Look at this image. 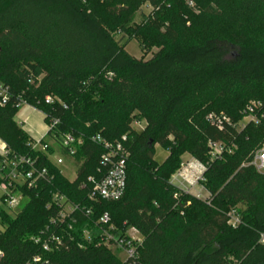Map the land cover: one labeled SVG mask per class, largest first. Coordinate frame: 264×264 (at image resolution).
<instances>
[{"label":"trees","instance_id":"obj_1","mask_svg":"<svg viewBox=\"0 0 264 264\" xmlns=\"http://www.w3.org/2000/svg\"><path fill=\"white\" fill-rule=\"evenodd\" d=\"M234 1L241 14L261 11L264 17V0ZM144 2L153 12L143 21L169 39L148 61L131 57L122 42L126 37L142 47L138 28L121 17ZM161 13L159 0H0V89L7 94L0 139L15 155L37 159L52 177L24 190L27 202L14 215L0 216V264H27L35 256L41 258L37 264H121L82 236L104 212L117 228L139 231V264H264V174L245 165L264 140V119L240 131L218 130L207 120L222 113L237 123L249 100L264 102L261 96L239 100L247 88L264 85V46L218 36L184 45ZM48 95L59 100L47 105ZM23 104L43 113L45 124L58 120L48 140L77 167L72 181L46 154L31 149L30 136L14 121ZM141 120L145 126L138 132L131 123ZM68 134L81 139L72 158L60 147ZM95 136L110 143L125 137L126 185L114 202H91L90 185L80 188L88 177L100 178L103 149L92 142ZM209 142H222L230 152L211 160ZM155 144L168 153L161 166ZM183 153L205 165L200 184L206 201L170 183ZM54 193L91 212L76 215L71 230L64 226L62 247L43 251L31 238L49 227L56 210L46 207ZM232 210L241 219L234 229L227 225Z\"/></svg>","mask_w":264,"mask_h":264},{"label":"built area","instance_id":"obj_2","mask_svg":"<svg viewBox=\"0 0 264 264\" xmlns=\"http://www.w3.org/2000/svg\"><path fill=\"white\" fill-rule=\"evenodd\" d=\"M7 94L5 90L0 89V105L6 103ZM45 103L52 105L55 103L53 98L46 97ZM264 119V102L259 100H249L241 112L240 121L232 123L222 113L209 114L207 120L218 130H223L224 126L231 127L237 131L243 130L248 124L258 125ZM26 123V119L22 121L21 126ZM58 124L57 119L51 120L49 124L44 123L45 132L38 138H31V149L40 151L47 155L52 164L59 166L63 163V156L57 157V150L53 141L47 142L48 132ZM29 135V132H27ZM125 141V137H122ZM110 143L100 136L92 138V142L101 146L103 153L98 161L97 173L99 179L88 177L85 183L80 185L81 189H85L90 185L87 198L91 202H114L119 200L125 190L126 185V160L128 151L125 149L123 142ZM52 143V144H51ZM54 145V146H53ZM81 145V139H75L72 135H64L61 137L60 147L68 157L72 158L76 153L77 146ZM210 159H218L224 152H230V148L222 142H209ZM49 148L55 151L48 153ZM52 156H56L51 160ZM67 160V159H66ZM192 163L181 164L179 170L173 175L170 183L175 186L179 192L189 194V189L196 190L202 180L205 171V165L193 161ZM192 164V166H191ZM253 167L256 172L264 174V146L253 152L249 161L245 164ZM52 177L45 168H41L37 164V159L28 156H19L12 153L7 145L0 139V216L4 213L14 215L27 202L25 191L36 190L43 183H49ZM204 189V188H203ZM174 199H177L175 194ZM200 199L198 196L196 197ZM25 201L23 206L18 209L20 203ZM47 209L54 208L55 214L49 221V227L54 231H46L32 237L31 240L35 245H40L43 251H49L52 248H60L63 246V236L60 233L64 231V226L68 225V229L76 224V215L87 218L91 210L80 205H75L67 201V199L59 194L54 193L51 197V203ZM241 224V219L235 210L227 214V225L236 228ZM83 239L95 247H104L110 250L120 261L121 264H139V252L142 247L143 238L139 231L134 227H126L124 229L117 228L111 223L110 216L104 212L93 224V229L86 228L82 231ZM260 242L264 243V234L260 236ZM41 260L40 256L32 258L27 264H37Z\"/></svg>","mask_w":264,"mask_h":264},{"label":"rangeland","instance_id":"obj_3","mask_svg":"<svg viewBox=\"0 0 264 264\" xmlns=\"http://www.w3.org/2000/svg\"><path fill=\"white\" fill-rule=\"evenodd\" d=\"M100 3L104 5L105 0H100ZM159 4L160 8H162L159 19L174 32L178 42L181 44L201 43L208 37L218 36L231 41L239 39L248 45L264 46L263 13L256 11L253 13L254 16L241 14L239 11L240 7H238V4L234 0H159ZM208 6L213 7L218 13L215 15L207 12L206 8ZM152 12L149 4L144 2L140 7L131 9L121 17L125 23L128 22L131 26L138 28L142 37V47L135 40H129L126 37L122 39V42L126 46V52L136 60H150L152 56L169 42L167 35L162 33V28L143 21V18ZM121 38L120 35L116 36V39ZM260 96L264 97V85L255 84L247 88L239 100L244 103L250 98ZM48 97L59 100L56 96L48 95ZM26 117L28 120L27 129L33 128L36 132H42L44 129L43 113L28 104H23L16 113L14 121L21 127L20 121H24ZM131 126L139 132L144 128L145 122L143 120L133 121ZM46 141L50 143L48 139ZM262 146H264V140L253 149L249 155V159L253 152ZM56 156L61 157L59 153ZM56 156H52L51 160H54ZM167 158V151L155 144L154 160L156 164L159 166L163 165ZM193 161L194 159L188 153H183L180 156V164H194ZM59 169L68 180L72 181L75 178L77 167L72 161L63 158V163L59 166ZM189 194L195 197L198 196L202 201H206L209 198V194L200 185L196 190L189 189ZM24 203L25 201H22L18 209ZM28 214L31 213L27 212L25 217L29 216Z\"/></svg>","mask_w":264,"mask_h":264},{"label":"crops","instance_id":"obj_4","mask_svg":"<svg viewBox=\"0 0 264 264\" xmlns=\"http://www.w3.org/2000/svg\"><path fill=\"white\" fill-rule=\"evenodd\" d=\"M25 119H26V123H24V125L21 126V129L24 130L26 133L29 132V136H31L33 138H37L38 136H40L41 134H43L45 132V128L42 130V132H36V131L33 130V128H28L27 129V124H28L27 117ZM20 122L22 123V121H20Z\"/></svg>","mask_w":264,"mask_h":264}]
</instances>
